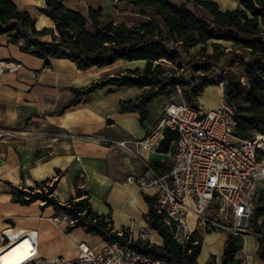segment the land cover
<instances>
[{"label": "trees", "instance_id": "16d2710c", "mask_svg": "<svg viewBox=\"0 0 264 264\" xmlns=\"http://www.w3.org/2000/svg\"><path fill=\"white\" fill-rule=\"evenodd\" d=\"M119 1L137 7L148 20L128 26L116 23L101 10L90 9L83 16L65 8L64 0H44L38 11L54 28L37 30L27 12L19 11L12 0H0V35H6L9 43L20 44L22 52L44 60L46 67L49 59H66L81 71L109 68L118 62L143 63L142 67L104 76L87 87L72 88L73 98L56 115L80 105L97 89L127 87L141 90V94L135 101L121 102L118 112L137 113L143 124L150 103L159 96L177 93V88L179 101L196 107L203 89L218 85L215 76L219 73L224 83L223 98L234 107L236 133L241 138L264 133V0H238L237 8L226 11H221L215 0H185L180 6L169 0ZM43 37H50V41L41 42ZM175 141L176 134L168 133L162 149L172 151ZM51 182L46 179L33 188L15 190L11 200L21 205L40 201L45 207L51 206L55 215L67 214L75 222L67 232L79 227L106 243H127L126 230L115 232L110 218L92 210L86 193L77 187L74 197L59 203L53 196L55 182ZM143 199L148 206L144 220L162 244L137 239L130 240L128 246L165 264H197L202 236L194 231L184 244H178L156 212V198L143 195ZM261 218L262 192L254 199L250 218L254 232L264 231V225L258 223ZM256 242L257 256L264 262V236H256ZM242 248V237L226 234L220 264H242ZM206 264H217L216 258L210 256Z\"/></svg>", "mask_w": 264, "mask_h": 264}, {"label": "crops", "instance_id": "0c3cea01", "mask_svg": "<svg viewBox=\"0 0 264 264\" xmlns=\"http://www.w3.org/2000/svg\"><path fill=\"white\" fill-rule=\"evenodd\" d=\"M12 1L19 11L31 16L37 30L54 28L52 21L38 11L44 6V0ZM169 1L178 6L185 3V0ZM215 1L221 11L238 7V0ZM64 6L83 16H87L90 9L101 10L116 23L128 26L148 20L137 7L121 1L64 0ZM187 8L192 9V5L188 4ZM40 41L49 42L50 37ZM4 60H12L21 68L0 76V131L15 134L3 143L4 157L0 158V233L7 227L36 230L38 252L44 258H74L80 244L102 249L106 242L101 237L79 227L67 232L64 221H50L49 218L55 215L51 206L45 207L40 201L29 205L12 202L13 191L27 190L49 179L55 182L53 196L59 203L74 197L78 187L88 195L94 212L112 220L115 232L130 230L132 240H137L144 229L149 233L150 243L161 245L160 236L149 229L144 220L148 206L143 195L156 198V190H138L136 182L126 183V178L132 177L136 181L144 173V164H152L163 172L169 168L175 143H172L173 150L168 152L161 146L164 139L158 148L156 139L144 147L135 144V141L145 140L154 129L165 101L159 105L152 101L142 124L137 113L118 112L121 102L135 101L141 90L107 86L91 93L80 105L61 115L55 114L73 98L72 88L89 86L116 65L137 66L141 62H118L109 68L81 71L66 59H49V67H46L44 60L22 52L20 44L9 43L6 35H0V61ZM218 90L222 99L219 87ZM200 99L197 98V105L205 109H216L220 105L204 107ZM168 133L173 132H166L165 137ZM103 139L123 141L137 154L134 156ZM189 221L193 224V217L189 216ZM201 236L197 264H206L210 256L220 264L226 234L201 231ZM242 252L247 253L244 238ZM247 254L251 256L252 264H264L258 256L255 259L252 253Z\"/></svg>", "mask_w": 264, "mask_h": 264}, {"label": "built area", "instance_id": "2783aa9c", "mask_svg": "<svg viewBox=\"0 0 264 264\" xmlns=\"http://www.w3.org/2000/svg\"><path fill=\"white\" fill-rule=\"evenodd\" d=\"M118 3L119 0H109ZM21 66L12 60L0 61V76L14 73ZM215 80L223 94V80L219 73ZM243 81V80H242ZM180 95V88H177ZM234 107L224 98L216 109L192 107L183 102H168L154 129L136 145L146 146L156 139L157 148L166 132L176 134L171 162L165 172L152 164H144V173L135 183L138 190H156V212L163 217L171 236L184 244L196 231H220L244 238V234L264 236L250 228L254 199L264 193V133H253L241 138L235 131ZM15 137L11 131H0V158L4 157L2 145ZM136 156L137 151L126 147L125 142L103 139ZM212 207V214L207 210ZM189 216L193 217L191 224ZM53 223L64 221L67 227L75 222L67 214L49 218ZM264 225V218L259 221ZM125 245L105 243L95 250L86 244L78 245L74 258L61 256L44 258L38 252V234L34 229L14 230L10 227L0 233V264H165L142 255L128 246L130 230H126ZM139 239L149 241V233L142 229ZM15 254L10 253L14 250ZM242 264H252L251 256L244 253Z\"/></svg>", "mask_w": 264, "mask_h": 264}, {"label": "rangeland", "instance_id": "374dc122", "mask_svg": "<svg viewBox=\"0 0 264 264\" xmlns=\"http://www.w3.org/2000/svg\"><path fill=\"white\" fill-rule=\"evenodd\" d=\"M209 51H211L210 48H209ZM136 65L137 66H126V65L118 66V65H116V66L112 67L111 70L109 72H107L104 76H108V75H111V74H115L116 72L121 71V70H125V69H134L136 67H142L143 66V63H138ZM234 69L238 73L240 72V69L238 67L235 66ZM195 75H198V74H195ZM186 78L188 80H190L189 79V73L186 74ZM217 86L218 85H216V84H212V85H208L207 87H205L203 89L202 93L199 96V97H201L200 104L202 106L206 107L207 104L209 106H217V105L220 104L221 98H220V94H219V90H218V87ZM167 98H168L167 96H159V97L155 98L153 101H155V103H156L155 105H159L160 103H162V102L165 101V105L163 106V109H164V107L166 106V104L168 102H170V101H172V102H179V100H180L178 93L173 94L170 97V99H167ZM262 189H264V186H261V189L259 191H261ZM259 193L256 195L255 198H257L259 196ZM207 214L208 215H211L212 214V207L211 206L208 208ZM255 237H256L255 235H252L250 233L249 234L248 233L247 234H244V241L246 242V252L247 253H250V254L252 253V256H254L255 259H257V255H256V251H255V247H256L257 242H256V238ZM239 256L242 259L244 257V253L241 251L239 253Z\"/></svg>", "mask_w": 264, "mask_h": 264}, {"label": "bare ground", "instance_id": "6f19581e", "mask_svg": "<svg viewBox=\"0 0 264 264\" xmlns=\"http://www.w3.org/2000/svg\"><path fill=\"white\" fill-rule=\"evenodd\" d=\"M15 251H17V249H14L11 253H10V255L12 254V253H14L15 254Z\"/></svg>", "mask_w": 264, "mask_h": 264}]
</instances>
